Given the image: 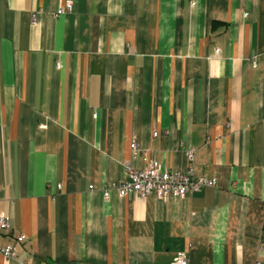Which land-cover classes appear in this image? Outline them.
Here are the masks:
<instances>
[{
  "label": "crops",
  "instance_id": "crops-1",
  "mask_svg": "<svg viewBox=\"0 0 264 264\" xmlns=\"http://www.w3.org/2000/svg\"><path fill=\"white\" fill-rule=\"evenodd\" d=\"M132 142L216 187L105 200ZM0 213V264H264V0H0Z\"/></svg>",
  "mask_w": 264,
  "mask_h": 264
},
{
  "label": "built area",
  "instance_id": "built-area-1",
  "mask_svg": "<svg viewBox=\"0 0 264 264\" xmlns=\"http://www.w3.org/2000/svg\"><path fill=\"white\" fill-rule=\"evenodd\" d=\"M70 4L66 5L64 11H69ZM217 53V51L215 52ZM255 66V65H253ZM155 135V134H154ZM132 158H140L144 162L143 168H135L131 162H125L124 176L118 183L107 186L103 190V198L109 199L111 190H115L120 198L137 195L139 197L153 196L159 200L168 198L183 199L188 194L199 192L205 188L216 187V179L204 175H195L192 168L194 160L193 150L182 147V153L188 163L186 169L164 170L157 162L153 160L147 161L143 151L136 142L130 145ZM92 189V187H90ZM9 217L0 213V234L10 233ZM24 236H18L15 239L17 244L24 242ZM0 255L7 260H14L16 257V249L13 245H0ZM22 264H29L23 262ZM170 264H188L187 254L185 252L177 254ZM256 264H261L257 262Z\"/></svg>",
  "mask_w": 264,
  "mask_h": 264
}]
</instances>
